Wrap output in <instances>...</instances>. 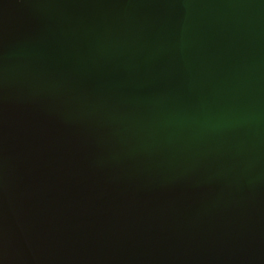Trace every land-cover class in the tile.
Listing matches in <instances>:
<instances>
[{"label":"water","instance_id":"95a60500","mask_svg":"<svg viewBox=\"0 0 264 264\" xmlns=\"http://www.w3.org/2000/svg\"><path fill=\"white\" fill-rule=\"evenodd\" d=\"M0 264H264V0H0Z\"/></svg>","mask_w":264,"mask_h":264}]
</instances>
